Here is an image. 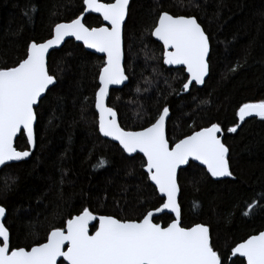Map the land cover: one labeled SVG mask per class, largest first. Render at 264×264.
<instances>
[{
	"label": "trees",
	"instance_id": "1",
	"mask_svg": "<svg viewBox=\"0 0 264 264\" xmlns=\"http://www.w3.org/2000/svg\"><path fill=\"white\" fill-rule=\"evenodd\" d=\"M83 10V0H0V67L17 66L32 42L46 41L57 23L71 22ZM165 12L197 18L209 37L210 71L202 88L193 85L184 93V70L163 65V48L151 32ZM84 23L102 25L93 15ZM123 48L128 83L108 100L122 128L143 130L165 106L170 146L212 124L222 128L232 176L214 181L192 162L181 170V225L207 226L226 264H240L230 259L231 250L264 230V206L242 214L264 200V120L238 121L243 104L264 100V0H131ZM103 61L73 41L48 57L56 83L35 109V149L27 161L0 171L3 223L14 248L44 243L51 230L64 228L84 208L96 216L139 221L160 206L145 160L127 156L98 131L95 94ZM236 125L235 133L227 131ZM15 146L28 149L24 135ZM154 222L167 226L172 217Z\"/></svg>",
	"mask_w": 264,
	"mask_h": 264
},
{
	"label": "snow or ice",
	"instance_id": "2",
	"mask_svg": "<svg viewBox=\"0 0 264 264\" xmlns=\"http://www.w3.org/2000/svg\"><path fill=\"white\" fill-rule=\"evenodd\" d=\"M84 12L69 23H57L54 36L46 42H32L26 58L17 66L0 67V166L22 161L30 151L14 147L17 135H26L27 143L35 146L34 106L50 85L56 83L46 67L49 49L58 47L66 37L82 41L88 49L103 53L105 59L98 72L99 86L95 108L99 113V132L118 141L124 152L142 153L145 171L155 185L160 206L148 210L139 221H122L112 216L97 217L88 208L67 220L66 228L51 230L47 241L30 250L11 244V233L0 223V264H57L63 258L67 264H226L210 242L209 228L202 224L185 228L181 225L178 203L180 187L178 169L190 161L206 166L214 178L229 177V149L221 142L219 124L202 128L170 148L165 135L169 108L163 107L155 122L141 131L125 130L117 122V112L106 106L109 88L122 85L128 76L123 65L122 30L128 14L129 0H83ZM98 13L108 26L88 27L84 14ZM110 26V27H109ZM163 44V63L183 66L188 73L183 89L205 84L209 75V37L195 17H176L167 12L159 15L151 32ZM236 69L233 68L232 71ZM240 122L246 117L264 120V100L245 103L239 108ZM239 125L227 129L235 133ZM101 163V162H98ZM264 200L254 201L243 215L254 214ZM174 213L167 226L153 222L160 213ZM6 210L0 206V218ZM98 221V227L93 224ZM90 225L96 228L89 235ZM67 246V247H66ZM231 256L244 258L246 264H264V231L252 235L231 250ZM232 264H237L236 260ZM243 264V261H240Z\"/></svg>",
	"mask_w": 264,
	"mask_h": 264
},
{
	"label": "water",
	"instance_id": "3",
	"mask_svg": "<svg viewBox=\"0 0 264 264\" xmlns=\"http://www.w3.org/2000/svg\"><path fill=\"white\" fill-rule=\"evenodd\" d=\"M101 2H102V0H101ZM130 3H131V0H129L128 10H129ZM84 7H85V6H84ZM83 12H84V10H83ZM162 14H163V13H162ZM86 15H93V16L99 17V18L101 19V21H102V25H101V26H108V25L106 24V22L103 21L102 17L99 16L98 13H86V14H84V17H85ZM127 16H128V14H127ZM127 16H126L125 23H126V21H127ZM173 17H174V16H173ZM174 18H176V17H174ZM83 22H84V21H83ZM68 23H69V22H68ZM157 23H158V20H157ZM157 23H156V24H157ZM124 26H125V25H124ZM109 27H110V26H109ZM123 30H124V27H123ZM123 30H122V46H123ZM153 31H154V30H153ZM53 36H54V28H53V31H52V35H51V37H50L49 39L53 38ZM152 37H153V39H154L156 42H158L161 46H163L162 42L158 41V40L155 38V36L152 35ZM47 40H48V39H47ZM47 40H46V41H47ZM46 41H44V42H46ZM69 41H73L74 43L81 45L86 51H88V52H90V53H92V54H95V55H97V56L102 57L103 59H105V56H104L103 53H97V52H95L94 49H88V48H86V47L84 46V44H83L82 41H77L74 37H66L65 40H64V42H63L62 44H60L58 47H55V48H51V49H49L48 55H47V57H46V67H47L48 57H49L50 53H52L53 51H57V50L61 49V48L65 45V43H67V42H69ZM42 43H43V42H42ZM123 52H124V48H123ZM209 54H210V52H209ZM163 64H164V63H163ZM123 65H124V61H123ZM164 66H165L166 68H168V69H182V68H183V66H170V65H165V64H164ZM184 72H185L186 77H188V73H187V71L184 70ZM208 76H209V75H208ZM208 76L205 77V81L207 80ZM127 83H128V80H126V81L124 82V84H122V85H112V86H110V88H109V96H108V98L106 99V102H105L107 107H109V106H108V100H109V97H110L111 92L114 91V90L122 89L125 85H127ZM54 85H55V84H54ZM54 85H50V86H49V89L46 90V92H45V93L42 95V97L40 98V101L45 97V95L47 94V92H48V91H49ZM98 85H99V80H98ZM193 85H195L194 82H193ZM193 85H192V86H193ZM195 86H196L197 88H202V87L204 86V84H203V85H195ZM190 88H191V86L189 87V89H188L187 91L184 90V93H188L189 90H190ZM97 91H98V90H97ZM40 101L38 102V104H37L36 106H34V111H35V109L38 107ZM95 110H96V108H95ZM96 113H97L98 131H99V113H98L97 110H96ZM169 117H170V114H169ZM169 117L166 119V124H165V135H166V139H167V132H166V129H167V123H168ZM251 118H258V117H255V116H252V117H246L245 120H247V119H251ZM245 120H244V121H245ZM238 121H239V125H241V124L243 123V122H242V123L240 122V120H239V116H238ZM117 122H118V118H117ZM118 123H119V122H118ZM35 125H36V121H35V123H34V136H35ZM139 131H141V130H139ZM99 133H100V132H99ZM192 134H193V133H192ZM221 134H222V133H220V134H218V135L220 136V138H221V142L223 143V138H222V135H221ZM100 135H101L104 139H106V140H108V141H112L113 143L117 144V145L122 149V147L119 145V142H118V141H114V140H112V139L109 138V137H104L102 134H100ZM19 136H20V135L18 134L17 137H16V139H15V141H14V147H15V148H16L15 144H16L17 138H18ZM24 137H25V139H26V141H27V137H26V135H24ZM185 138H186V137H185ZM183 139H184V138H183ZM181 140H182V139H181ZM168 143H169V142H168ZM177 143H178V142H177ZM27 145H28V149H27V151H30L31 154H32V152H33L34 149H35V146H34V147H33V146H30L28 143H27ZM174 146H175V145H173L172 147H174ZM169 147L172 148V147L170 146V144H169ZM16 149H17V148H16ZM17 150H18V149H17ZM122 150H123V149H122ZM18 151H19V150H18ZM123 152H124V150H123ZM124 153H125L127 156H129V157H133V156H136V155L141 156V157L145 160V166H146V158L143 157V154H142V153H134V154H132V155H129V154L126 153V152H124ZM30 157H31V155H30L29 157L25 158V159L22 160V161L8 162V163H6L4 166H0V171H1L5 166L12 165V164H17V163H20V162H23V161H27ZM190 162L195 163L196 165H198L199 167L203 168V169L207 172L206 166L199 164L198 161H190ZM188 165H189V164H188ZM188 165H181L180 168L178 169V175H179L180 171L183 170V169H185ZM144 171H145V167H144ZM145 173H146V171H145ZM146 174H147V173H146ZM207 174H208L209 177H210L212 180H214V181H222V180L228 179V178L230 177V176H229V177L214 178V177L211 176L210 173L207 172ZM149 181H150V180H149ZM150 183H151V185L155 188V185H153L151 181H150ZM157 193H158V191H157ZM158 195H159V193H158ZM179 195H180V192H179V194H178V198H177L178 200H179ZM178 203H179V202H178ZM163 215H169V216H171V217H172V220L175 218V214H174V213H169V212L166 211L165 213H160V214H158L157 216L154 217V219L159 218V217H161V216H163ZM5 217H6V213H5ZM5 217L0 218V223H3V222H4ZM97 217H99V216H97ZM92 223L95 224V225H97V227H98V221H93ZM3 224H4V223H3ZM161 226H162V225H161ZM194 226H195V225H194ZM90 227H92V226L90 225ZM90 227H89V235H94L95 231L91 234V233H90ZM65 228H66V225H65ZM263 231H264V230H263ZM257 235H258V234H257ZM249 238H250V237H249ZM245 241H246V240H245ZM210 242H211V239H210ZM66 247H67V246H66ZM240 259H243V260H244V258H240ZM60 260H63V258H62V257L59 258L58 261H57V263H58ZM244 261H245V264H246V260H244ZM64 262L67 264L66 261H64Z\"/></svg>",
	"mask_w": 264,
	"mask_h": 264
},
{
	"label": "flooded vegetation",
	"instance_id": "4",
	"mask_svg": "<svg viewBox=\"0 0 264 264\" xmlns=\"http://www.w3.org/2000/svg\"><path fill=\"white\" fill-rule=\"evenodd\" d=\"M154 30V29H153ZM153 38V37H152ZM158 43V42H157ZM162 48H163V46H162ZM164 65V64H163ZM192 87V86H191ZM191 89V88H190ZM222 135V134H221ZM222 138H223V136H222ZM172 147V146H171ZM154 222V221H153ZM158 224H160V225H162L161 223H158ZM96 227H97V225H96ZM162 227H164L163 225H162ZM65 228V227H64ZM96 230V228H94V227H90V233L92 234L94 231ZM259 234V233H258ZM251 237V236H250ZM249 238V237H248ZM247 238V239H248ZM210 239H211V237H210ZM246 240V239H245ZM244 240V241H245ZM47 241V240H46ZM45 241V242H46ZM244 241H242V242H244ZM241 242V243H242ZM36 246H39V245H36ZM237 246V245H236ZM34 247V246H33ZM31 249V248H30ZM30 249H28V250H30ZM233 258H236V257H232V256H230V259H233ZM240 259V258H239ZM243 262H244V264H245V261L243 260V259H241ZM229 261V260H228ZM57 264H66L63 260H60Z\"/></svg>",
	"mask_w": 264,
	"mask_h": 264
}]
</instances>
